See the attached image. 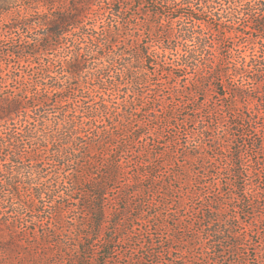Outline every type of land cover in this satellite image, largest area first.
<instances>
[{
	"label": "trees",
	"instance_id": "obj_1",
	"mask_svg": "<svg viewBox=\"0 0 264 264\" xmlns=\"http://www.w3.org/2000/svg\"><path fill=\"white\" fill-rule=\"evenodd\" d=\"M108 2L0 0V17L16 10L11 23L0 30V264H94L97 252L110 255L108 243L87 247L85 235L77 230L79 222L67 220L86 186L90 192L84 209L96 233L108 220L113 190L127 199L144 198L141 207L158 209L149 213L151 219H175L168 210L171 203L179 204L178 213L182 212L191 192L172 184L169 190L153 185L163 179L164 164L157 162L162 154L138 151L150 133L139 132L147 120L138 126L135 120L144 112L160 123L159 128L168 126L172 118L163 114H175L193 101L179 92L167 93L159 101L170 100L166 111L162 105L148 109L154 86L151 77L161 78L158 86L165 89L168 84L162 76L168 73L176 82H184L190 97L211 85L217 94L231 99L233 109L264 117V0ZM168 7L173 13L164 16L161 8ZM134 9L135 24L124 17ZM141 15L147 17L146 29L151 28L150 41L145 43L138 29ZM226 38L233 41L228 51L234 59L222 71L214 57H221L217 51ZM151 100L155 103L156 98ZM209 114L222 125L224 115ZM221 131L229 136L226 129ZM126 137L130 142L125 141L121 153L116 150L118 160L113 163V148L119 150ZM214 140L216 159L209 155L204 159L217 170L218 158H228L220 139ZM194 147L199 151L202 144ZM113 164L118 171L116 183L126 174L121 186L111 185ZM101 166L110 170L99 178ZM237 167L232 159L230 169L221 167L217 173L233 169L235 175H244ZM170 175L179 181L180 173ZM210 186L221 191L220 182ZM172 193L179 197L174 199ZM158 196L161 200L155 201ZM219 196L225 199L221 192ZM215 203L225 205L220 200ZM208 204L179 216L175 226L179 237L168 241L187 248L169 246V255L177 256L158 264H248L241 251L247 238L237 232L243 225L241 207H233L231 214L216 209L213 201ZM183 222L192 223L187 228ZM196 223L199 228L194 230ZM74 228L79 234L72 237ZM187 231L193 237L186 241ZM77 238L78 249L73 250L71 241ZM82 250L88 252L85 257Z\"/></svg>",
	"mask_w": 264,
	"mask_h": 264
},
{
	"label": "rangeland",
	"instance_id": "obj_2",
	"mask_svg": "<svg viewBox=\"0 0 264 264\" xmlns=\"http://www.w3.org/2000/svg\"><path fill=\"white\" fill-rule=\"evenodd\" d=\"M111 1L113 0H109L108 3ZM39 9L43 10L45 8L40 6ZM135 10L136 9L126 13L124 16L126 19L131 18L134 24L137 22V20L132 18V16L135 17L137 15ZM149 10L151 9H145L144 11L148 12ZM15 12L16 10H12L0 17V30L5 25L11 23V20L16 16ZM161 12L164 16H167L173 13V9L169 7L161 8ZM140 18L141 23L138 29L145 35V43L150 41L148 35L150 33L149 29L151 28L149 27L146 29L144 24V21L146 22L147 20L146 16L141 15ZM205 19H209L208 16ZM161 29L162 28H160V31H162ZM142 39L143 38H141V40ZM223 41L224 43L217 51V55L221 57H214V61H216L220 70L226 71L231 67L229 63L232 61V57L234 59V56L228 51V48L232 47L233 41L227 38ZM171 45L176 46V42L173 41ZM177 46L179 45L177 44ZM142 47L144 48V46L141 45V48ZM180 47L183 48L182 45H180ZM196 58L200 60L203 59V57ZM162 77L165 83L167 82L170 90L168 88L164 89L163 86H158L161 83L159 82L161 78L156 76L151 77L150 82L153 83L154 86L152 87L153 90L149 93V99L156 98V101L154 103L152 100H149V102L146 103L148 109H150V107L162 105L166 111V107L170 106V100H166L163 103L159 101L163 100L167 93L176 94L179 92L182 96L185 95L193 102L184 107L183 110L177 111L175 114L171 112L170 114H163V116L172 118V120H170L169 123L166 122L168 126L164 125L161 126V128H159L158 125L160 123L153 121V119L146 116L144 112L139 113L135 120V125L138 126L141 121L147 120L146 128H140L139 132L150 134L147 140L144 139L143 144L139 145V150L135 145H133V147L138 151H146L150 156H155L157 153L162 154V157L159 158L157 162L164 164L162 167L163 179L160 183H153V185L169 190L172 184L175 188L188 189L191 192L190 197L186 199L183 205L184 208L181 209L182 212L178 213L179 204L171 203L168 210L169 213L175 216V219L165 217L151 219L149 213H156L158 209L148 208L147 206L146 208L145 206L141 207L140 200H144V198H139L136 201L127 199L117 195V191L113 190V193H111L113 204L109 207L108 220L102 232L96 233L93 230L92 220L87 216L86 210L84 209V207L87 206L90 192V186H86L85 188L83 187V191L77 197L80 200L78 208L77 205L74 204L73 207L77 209L69 213L67 220L76 219L79 222L77 230L78 232L80 230L81 233L85 235L84 239L87 247H91V245L102 246L108 243L107 247L112 248L110 255H108L105 250L97 252V263L94 264H158V262L164 259H174V257L177 256L176 254L169 255L167 252L169 246L174 248H187L186 244L181 245L168 241V238L171 236L179 237L178 234L175 233L176 220L179 219V216L191 215L194 213V209L207 207L209 205L208 203L212 201V205L216 209L223 210L224 212H231V214L235 212L233 207L240 206L241 211L239 216L243 225L238 228L237 232L247 238V240L242 242L244 246L241 248V251L245 253L244 258L247 260L248 264H264V117H258L254 115V113L250 114L249 111L244 108L233 109L231 99H228L227 96L222 97L217 94V89L211 85L205 90L199 91L194 96L190 97L187 94L188 91L186 92L183 88L185 86L184 82H176L168 73H165ZM155 95H157V97H155ZM255 96H259V94ZM113 99H115L114 96ZM179 100H181V98L176 97V101ZM252 106L256 107V103ZM195 109H198V112H194ZM216 111L224 115V118H222V125H220L221 127L217 122L218 117L210 116L211 114H209L210 112L213 113ZM217 126L219 128H217ZM221 128L226 129V131L229 132V136L227 132L223 134ZM204 134L206 135L205 139H203ZM217 138L220 139L219 144L221 143V145L225 147L223 153L228 159L222 161L218 158L219 162L217 170H215L209 167V165H206L204 158L206 155H209L212 157V160L216 159V153L213 147L215 145L214 139ZM125 141L130 142V138L126 137L124 140L120 141L121 144L119 145L121 146L119 150L115 147L113 148V163L118 160L116 153L117 151L121 153V149L124 147L122 145H125ZM198 142L202 144V148L199 151H195L194 146ZM197 153H200L198 159L195 157ZM124 157L127 158L126 155H124ZM232 159L237 165H240V167H237L236 171H242L244 175H235L232 173L233 169L231 173L223 171L224 175H219V173H217V171L219 172V168H231ZM241 166L244 168L241 169ZM128 169L131 170V167ZM109 170L110 167L105 168V166H101L100 170L97 172L98 177H103V174ZM190 171H192V173H189ZM171 173H180L179 181H176L174 176L170 175ZM117 175L118 171L113 164V183H111L113 187L114 185L121 186L118 185L120 183L119 181L122 183L126 178V174L122 173L119 177V179L122 177V180L116 183ZM127 178H130V176ZM215 181L216 183L220 182L221 191L218 186H210L213 185ZM230 184L237 188L233 190ZM220 192L221 195H224V200H221L219 196ZM231 193L232 196H227V194ZM172 195L174 199L179 197L177 193H172ZM116 198L117 200L115 201ZM160 200V196L155 198V201ZM219 200L225 203V205L221 206L215 203ZM223 217H225V215H223ZM64 223L67 225V221ZM190 223L192 222H187V224L183 222V227H190ZM192 226L194 230L199 228L197 223ZM67 229L68 228L65 227L62 230L65 233ZM75 229L76 228L72 229V237L79 234L75 232ZM80 236L82 235L80 234ZM188 237H193L192 232L187 231L184 235V239L187 241ZM79 240L80 239L77 238V241H71L72 244L75 245L73 247L71 246L73 250L78 249L77 245ZM80 245V247H82V244ZM159 251L164 252V255L156 256L155 253ZM81 252H83L81 257H85V253H88L83 250ZM48 253L51 254L50 252ZM108 256L111 257L109 262L105 260Z\"/></svg>",
	"mask_w": 264,
	"mask_h": 264
}]
</instances>
